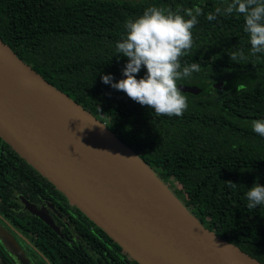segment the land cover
<instances>
[{"label": "trees", "instance_id": "trees-1", "mask_svg": "<svg viewBox=\"0 0 264 264\" xmlns=\"http://www.w3.org/2000/svg\"><path fill=\"white\" fill-rule=\"evenodd\" d=\"M230 2L0 0V36L48 82L105 122L169 183L205 227L264 264V205L249 210L245 195L254 184L264 186V137L251 127L252 121L264 120V53L250 54L242 15L206 19ZM196 5L203 14L192 29L193 45L181 64L197 62L201 70L177 85H197L202 92H182L188 107L181 117L157 116L102 82L104 75L113 83L124 78L127 57L118 54L115 45L125 34L126 21L150 6L180 10L183 15V9ZM237 50L248 59L231 61L228 53ZM145 72L142 66L136 78ZM220 81L232 90L225 93L213 87ZM14 158L31 168L0 138V167L7 170ZM94 229L106 244L92 238V248L70 243V264H139L104 231Z\"/></svg>", "mask_w": 264, "mask_h": 264}, {"label": "water", "instance_id": "water-1", "mask_svg": "<svg viewBox=\"0 0 264 264\" xmlns=\"http://www.w3.org/2000/svg\"><path fill=\"white\" fill-rule=\"evenodd\" d=\"M0 138L139 264H263L205 227L105 122L1 36Z\"/></svg>", "mask_w": 264, "mask_h": 264}, {"label": "clouds", "instance_id": "clouds-1", "mask_svg": "<svg viewBox=\"0 0 264 264\" xmlns=\"http://www.w3.org/2000/svg\"><path fill=\"white\" fill-rule=\"evenodd\" d=\"M203 10L196 5L180 10L157 6L146 8L142 15L125 22V34L116 43V52L127 57L122 70L123 79L112 82L110 75L101 80L112 88L123 91L130 99L152 109L157 116L181 117L187 110V97L177 81L189 78L201 70L197 62L181 64V58L192 48V29L198 24ZM239 14L244 18V31L248 34L250 54L264 53V0H231L224 8H216L206 19L213 21L218 15ZM187 17V19L185 18ZM229 54L231 61L239 63L248 57L237 50ZM145 75L137 79L141 67ZM252 131L264 137V120L252 121ZM232 187L236 184L229 182ZM247 208L264 205V186L254 184L246 192Z\"/></svg>", "mask_w": 264, "mask_h": 264}, {"label": "flooded vegetation", "instance_id": "flooded-vegetation-1", "mask_svg": "<svg viewBox=\"0 0 264 264\" xmlns=\"http://www.w3.org/2000/svg\"><path fill=\"white\" fill-rule=\"evenodd\" d=\"M19 163L0 167V264H70V243L106 244L54 185Z\"/></svg>", "mask_w": 264, "mask_h": 264}, {"label": "rangeland", "instance_id": "rangeland-1", "mask_svg": "<svg viewBox=\"0 0 264 264\" xmlns=\"http://www.w3.org/2000/svg\"><path fill=\"white\" fill-rule=\"evenodd\" d=\"M220 89H222L226 93V92H229L230 90H232V87L227 86V84L225 83L224 86L222 85ZM168 185H169V183H168ZM170 188L172 189L171 186H170ZM175 189H176L178 194H182V191H181L179 185H177V187H175ZM16 257L19 258L18 255H16Z\"/></svg>", "mask_w": 264, "mask_h": 264}]
</instances>
